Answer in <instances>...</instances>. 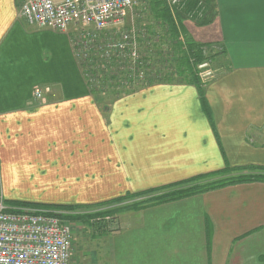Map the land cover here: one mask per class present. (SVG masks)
<instances>
[{"label":"crops","instance_id":"obj_1","mask_svg":"<svg viewBox=\"0 0 264 264\" xmlns=\"http://www.w3.org/2000/svg\"><path fill=\"white\" fill-rule=\"evenodd\" d=\"M203 1L206 23L179 15L178 25L218 73L199 83L209 115L190 82L105 104L79 67L74 32L32 28L20 0H0V199L87 207L226 166L264 167V0ZM37 88L49 92L37 99ZM119 218L94 238L88 264H264V183Z\"/></svg>","mask_w":264,"mask_h":264},{"label":"built area","instance_id":"obj_2","mask_svg":"<svg viewBox=\"0 0 264 264\" xmlns=\"http://www.w3.org/2000/svg\"><path fill=\"white\" fill-rule=\"evenodd\" d=\"M156 1L20 0L19 16L28 26L38 30L61 34L74 32V54L91 91L96 93L102 88L105 78L118 81L123 79L122 76H127L124 79L129 85L135 83L132 89L139 86L142 89L169 83L160 77L157 69L149 72L151 65L159 67L157 63L150 64L149 59L160 55L153 48L150 50L156 43L154 38L158 39V32L149 33L140 25L142 21L139 23L140 30L135 28L134 21L117 37L115 32L132 11L150 10ZM164 7L176 26V38H170L169 27L164 22L159 23L157 29L168 39V44L183 47L186 38L179 29V14L192 23L200 22L205 17L206 4L203 0H195L192 8L188 9L185 0H165ZM137 15L142 20L144 15ZM128 53L131 65L124 68ZM203 53L206 55V49ZM162 56L168 57L169 52H163ZM162 62L164 65L165 58ZM207 62L197 63L198 78L202 84L213 80L216 75L208 68ZM42 91L48 93L49 89H35L34 97L40 99ZM72 258L71 226L61 218L60 213L10 208L0 199V264H71Z\"/></svg>","mask_w":264,"mask_h":264},{"label":"trees","instance_id":"obj_3","mask_svg":"<svg viewBox=\"0 0 264 264\" xmlns=\"http://www.w3.org/2000/svg\"><path fill=\"white\" fill-rule=\"evenodd\" d=\"M188 9L192 8L195 0H185ZM165 0H158L153 3L152 9L155 10L156 18L160 19L169 27L170 37L172 39L176 38L177 31L174 26L173 21L170 18L169 11L164 7ZM207 11V8H206ZM207 12L205 13L206 16ZM180 15V14H179ZM179 17V16H178ZM179 19V18H178ZM205 17L202 21L196 22L198 25H203ZM205 46V45H204ZM204 46L194 43L191 39L186 37L185 45L182 47L179 45L174 46L175 52L181 55L179 68L183 71V75L187 76L188 80H182L183 83L190 82L198 87L199 97L201 104L206 114L209 115L207 110V105L203 96V92L197 78L193 74L191 66H189V59L193 60L195 63H201L202 61L212 60V57H207L203 53ZM172 83V82H169ZM247 183H264V167H240V168H230L226 166L220 171L197 176L189 180L158 188L153 190H148L142 193L134 195H126L122 198L115 199L113 201L97 204L94 206L87 207H76V206H43L36 204H26V203H9L10 208H32L40 209L50 213H65L66 215H61L63 219H70L71 221H78L82 219L83 216L78 214L74 216H69L70 213L76 211H81L83 209H90L92 207H106L111 205L119 204L125 200L132 199L134 204L131 205V211H140L148 208H152L158 205H163L167 203H172L187 199L193 196L201 195L203 193L224 188L227 186L247 184ZM6 205V204H5ZM113 210H108L102 215L110 214ZM65 217V218H64Z\"/></svg>","mask_w":264,"mask_h":264},{"label":"rangeland","instance_id":"obj_4","mask_svg":"<svg viewBox=\"0 0 264 264\" xmlns=\"http://www.w3.org/2000/svg\"><path fill=\"white\" fill-rule=\"evenodd\" d=\"M158 1V0H157ZM153 4L150 6V10L146 11H138L137 9L132 11L131 14H129L126 18V20L122 23L121 26H118L116 28V37L121 32L125 31L126 29H129V26H131L132 22H136L135 28L140 30L139 23L142 21L143 24H140L142 28H146L149 33H153L155 31L158 32V39L154 38L156 40V43L150 48V50L153 48V51H157L158 56H155L154 58L150 59V64L157 63L159 65L158 68L155 66L153 67L151 65V70L149 72H154L156 69L160 71L162 78L166 80L167 82H182V80L185 78V76L182 74L183 71L179 68L180 65V58L181 55H179L175 50L173 49V43L169 44L167 43V40L163 34L157 29L158 24L162 21H159L155 16V10L152 9ZM137 14H143L144 16L141 18L137 17L140 15ZM137 15V16H136ZM141 17V16H140ZM113 34V32H112ZM73 35V34H72ZM115 36V35H113ZM172 39V37H170ZM186 38V37H185ZM173 40V39H172ZM186 41V39H185ZM169 46V49L168 47ZM169 52V56L165 57L162 56L163 52ZM209 52H206V56L209 57ZM127 62L125 64L124 68H130L131 65V57L130 54L126 55ZM165 58V64L163 65L162 60ZM211 58V57H210ZM204 62V61H202ZM201 62V63H202ZM208 68L211 71H214L215 65L213 61L210 59L208 62ZM197 63L193 62V60L189 59V66H191L193 74L197 78L198 82H200V79L198 78V70H197ZM155 69V70H154ZM110 72V71H109ZM111 73V72H110ZM216 75L218 73H215ZM214 75V76H216ZM123 79H119L116 81L115 79L105 78L104 82L102 83V88H99L97 92L95 93V96L97 95L100 97L105 104H108L111 102V100L121 97L125 94H128L130 92H134L138 89H141L139 86L138 88L132 89L133 85L135 83H131L129 85L126 83L127 76H122ZM176 80V81H175ZM131 89V90H130ZM134 204V201L132 199L125 200L119 204L111 205L106 207H92L90 209H83L81 211L70 213L69 216H74L76 214L83 216L82 219L78 221H71L70 219H64L69 223L71 226L72 231V251H73V258L71 260V264H88L89 261L92 259H95L96 256H93L97 250L100 249L99 245L100 243L96 242L94 238L99 235V233L102 232V229L104 226L111 227L112 222L118 220L119 217L127 215L131 209V205ZM9 203L6 204L7 207H9ZM113 210L112 213L109 215H102L108 210ZM61 215L65 216V213H62ZM67 216V215H66ZM113 219L112 218H115ZM65 218V217H64ZM120 219V218H119ZM108 227V228H109ZM90 252V253H88ZM100 257V254H99ZM90 259V260H89Z\"/></svg>","mask_w":264,"mask_h":264}]
</instances>
